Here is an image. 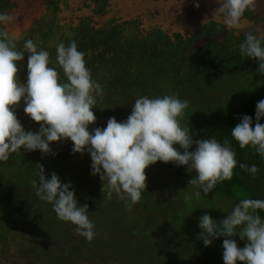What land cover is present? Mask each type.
<instances>
[{
  "label": "trees",
  "instance_id": "trees-1",
  "mask_svg": "<svg viewBox=\"0 0 264 264\" xmlns=\"http://www.w3.org/2000/svg\"><path fill=\"white\" fill-rule=\"evenodd\" d=\"M82 1L83 9L88 12L82 10L87 14L78 20L77 25H69L67 29L60 27L56 19L58 5L52 3L55 14L46 20V26L43 25L42 29L34 27L16 41V46L20 50L25 40H33L38 49L49 52V66L62 77V69L56 63V45L76 42L78 50L84 53L86 66L91 69L92 79L103 90L92 109L96 120L88 126L90 132L95 127H106L109 117H114L117 122L125 120L139 96L174 93L181 100L188 101L189 109V101L213 90L223 73L258 67L256 59L240 56L239 45L245 34L229 30L223 22L197 25L189 34L169 33L158 27L146 29L138 20H110L101 25L98 18L107 15L115 0ZM10 5L11 0H0V12L9 14L13 7ZM241 20L256 24L262 22L252 11H245ZM28 55L26 53L23 60L17 62L21 83L27 80L25 65ZM261 99H264V93H254V97L246 101L238 112L225 116L209 132V138L215 137L221 142L227 139L236 153L237 167L233 170L232 179L213 188L236 203L243 198L264 199V160L248 147L240 149L231 137V128L239 123L242 115L250 116L255 124V105ZM23 107L22 102L16 107L17 119L25 131H37L39 124L23 112ZM260 122L264 123V118ZM72 147L68 139L51 143L55 156H42L39 150L27 152L21 148V154H12L7 163L0 164V244L7 245L17 236L20 245L30 252L28 254L35 255L40 264H110L113 260L121 264H141L135 262L138 255L131 260L111 251L113 236L106 219L118 218L119 211H122L118 207L120 204L124 206L123 211L126 207L122 200L115 199L113 204V197L107 198L106 182H99L90 172V156L73 153ZM239 163L256 165L257 174L253 177L240 169ZM161 164L157 161L145 169L148 181L145 189L150 194L159 189L160 181L168 184L173 180L175 185L178 184V166L167 163L161 172ZM38 165L43 166L46 179L50 178L49 173L55 172L62 183H70L78 203L88 205V215L97 233L91 242L76 236L74 225L57 219L51 205L35 196L31 181L38 178ZM259 215L264 219V212ZM102 234L109 238L104 239Z\"/></svg>",
  "mask_w": 264,
  "mask_h": 264
},
{
  "label": "clouds",
  "instance_id": "clouds-1",
  "mask_svg": "<svg viewBox=\"0 0 264 264\" xmlns=\"http://www.w3.org/2000/svg\"><path fill=\"white\" fill-rule=\"evenodd\" d=\"M215 10L222 14L223 23L230 29L240 27L245 11H251L254 0H217ZM199 7L198 4H195ZM14 17L0 12V164L9 161L12 154L19 155L20 149L27 152L39 150L41 155H56L50 148L53 142L66 139L72 142V152L87 153L91 158L90 172L99 174L106 181V195L113 193L131 210L146 188L145 169L157 161L173 162L187 166L195 172L188 185L194 186L191 199L205 196L218 184L231 180L237 167L236 153L230 142L218 141L215 137L194 141L188 126H182L188 101L174 93L163 96H139L125 120L117 122L109 117L106 127L88 130L96 117L92 111L97 97L102 96L101 85L92 79L91 69L86 66L84 53L75 41L67 45H56V63L63 76L51 64L49 52L38 49L33 40H25L18 50L17 35L10 33L8 25ZM264 32L245 33L239 45L241 57L256 59L258 72L264 74ZM27 58V80L21 83L17 75V62ZM23 103V112L39 124L37 131H25L15 114L16 107ZM264 99L255 105V124L248 115H242L231 137L240 149L248 147L264 160ZM195 143V149L189 151ZM173 145H179L181 153ZM239 168L253 177L256 165L239 163ZM38 178L31 181L35 196L50 204L57 219L75 226V232L91 242L96 236L95 225L88 215V205L79 204L75 189L70 183H62L59 176L49 173L38 165ZM264 199H240L225 218L212 219L207 213L199 217L198 238L208 247L215 239L222 241L223 264H264ZM239 235L247 241L244 247L237 246L231 237Z\"/></svg>",
  "mask_w": 264,
  "mask_h": 264
},
{
  "label": "rangeland",
  "instance_id": "rangeland-1",
  "mask_svg": "<svg viewBox=\"0 0 264 264\" xmlns=\"http://www.w3.org/2000/svg\"><path fill=\"white\" fill-rule=\"evenodd\" d=\"M11 3L10 6L13 7L9 14L14 17V21L8 25V30L17 35V40L34 27L42 29L46 26V20L55 14L52 3L58 5L56 19L62 28L77 25L78 20L87 14L82 12V0H11ZM219 6L217 0H115L107 15L98 18V22L104 25L110 20H138L146 29L158 27L169 33L189 34L197 25L210 21L223 22L221 14L215 12ZM251 11L262 19L260 24L241 20L238 29L229 30L237 34L254 35L264 32V0H254ZM254 93H264V74L258 72V67L232 74L223 73L213 90L203 96H194L193 100L189 99L190 107L186 110V117L181 125L188 126L194 141L207 139L210 130L225 116L238 112L246 101L254 97ZM174 146L180 152L183 150L179 145ZM194 149L195 143L189 151ZM161 163L160 171L163 169L164 172L167 163ZM168 163L172 165L173 162ZM93 176L102 182L99 174ZM176 176L178 184L175 185L173 180L168 184L160 181L159 189H154L155 194H150L145 189L141 200L131 210L126 208L123 211L124 206H118L122 210L119 211V219H106L113 236L109 248L116 255L126 256L131 260L138 255L139 260L137 258L135 262L141 264H223L222 241L225 237H219L205 247L198 238L201 229L197 224L199 217L205 213L217 222L220 221L236 202L212 189L206 196L201 192L199 199L193 198L190 205L186 204L185 197H191L194 191V186L188 185V182L195 176V172H188L187 166H178ZM165 184L167 186L161 188ZM112 197L114 204L113 200L118 198L115 193ZM74 234L78 235L75 231ZM102 235L104 239L109 238L106 234ZM231 239L240 248L247 243L239 235H234ZM10 242L7 245L0 244V264H40L35 255L28 254L30 252H26L20 245L17 236ZM110 264L121 263L113 260Z\"/></svg>",
  "mask_w": 264,
  "mask_h": 264
}]
</instances>
